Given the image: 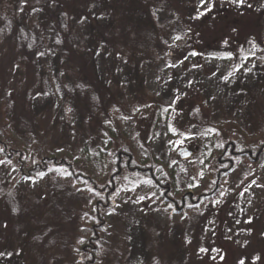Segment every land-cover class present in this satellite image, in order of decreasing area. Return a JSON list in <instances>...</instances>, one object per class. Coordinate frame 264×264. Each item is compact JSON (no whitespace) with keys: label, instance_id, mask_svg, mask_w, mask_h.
I'll list each match as a JSON object with an SVG mask.
<instances>
[{"label":"rangeland","instance_id":"374dc122","mask_svg":"<svg viewBox=\"0 0 264 264\" xmlns=\"http://www.w3.org/2000/svg\"><path fill=\"white\" fill-rule=\"evenodd\" d=\"M63 12L71 53L45 35L21 58L0 34V264H264V146L240 151L264 144V0H41L20 16L57 27ZM207 16L208 46L181 50ZM4 144L89 179L22 176ZM97 202L98 244L84 248Z\"/></svg>","mask_w":264,"mask_h":264},{"label":"trees","instance_id":"16d2710c","mask_svg":"<svg viewBox=\"0 0 264 264\" xmlns=\"http://www.w3.org/2000/svg\"><path fill=\"white\" fill-rule=\"evenodd\" d=\"M41 0H15L12 1L11 11L10 13L3 19L0 20V34H8L11 36L12 41L15 43V47L19 52V55L21 58H26L27 53L30 52H36L41 45H43L45 35H50L53 38V41L57 47H59L62 51L71 53L72 47H66L64 39L66 38V35L69 36L67 39L70 41L78 40L80 38V35H77L76 31L74 29L68 28L67 23V16L68 12H63L62 15L59 18V24L60 26H55V22L50 18L48 25H44L42 22L34 21V23L30 24L28 22H23L21 20V9H25L27 6H31L32 4H39ZM243 12H249L250 10L249 5H244L241 7ZM77 11V10H75ZM236 11V10H235ZM237 12V11H236ZM219 16L222 18H226L228 15H230V12L227 9H224L218 13ZM209 17L207 16L202 20V26L200 29H198L195 32H192V34H189L188 36L192 35V38H188L185 43H182L181 50H186L187 52H201L203 51V48L207 47L210 43V38L208 37L204 26L209 25ZM233 25L234 28H236L237 25L240 24L242 29L245 28V24H243L238 18H235L233 21L232 19L229 20ZM157 29L159 31H163V29L158 26ZM74 80L76 78L74 77ZM80 83V82H79ZM79 83H77V86H81ZM100 87V91H101ZM102 92V91H101ZM228 146H231V150H233L234 146L231 144V142L228 143ZM262 145L256 146V148H251V146H241L240 151H246L245 153L251 152L252 150L254 156H261L262 155ZM3 152L5 157L8 160H15V165L18 169V172L27 178H37L47 172H49L52 169L60 168L65 169L70 173V175L75 180H87L89 177L85 176L81 171L78 172L75 170V166L73 162H71L67 157L65 156H58L56 154L53 155H45L42 158H34L29 155V153L23 149H14L9 148L6 144L3 146ZM124 148H120L115 153V159L116 164H121V153ZM228 150L224 149L219 158L218 162L220 164L219 168V174L220 176L223 175V167L224 163H226V152ZM128 152V151H127ZM125 151V153H127ZM252 156V157H254ZM136 164H133L135 167ZM146 174L153 180L154 184L157 188H161V185H165L168 183V178L165 175L164 170L160 165L157 166V164L150 163L147 166ZM8 196L12 198V194L8 193ZM165 199L170 200L167 196H165ZM36 204L41 203L40 199L38 197H34L32 199ZM100 202L96 203L95 209L93 210L95 213L93 215L95 222L90 228V234L84 239V248H95L98 244V233L102 229L103 219L101 216H98L97 213L99 211L97 210V207L99 206ZM83 248V249H84ZM80 262H83L80 259ZM82 264H89L86 261H84Z\"/></svg>","mask_w":264,"mask_h":264},{"label":"water","instance_id":"95a60500","mask_svg":"<svg viewBox=\"0 0 264 264\" xmlns=\"http://www.w3.org/2000/svg\"><path fill=\"white\" fill-rule=\"evenodd\" d=\"M178 153L181 155L182 158H187V157H190L193 152L189 150L188 148L183 147L178 151Z\"/></svg>","mask_w":264,"mask_h":264},{"label":"snow or ice","instance_id":"6c2138e0","mask_svg":"<svg viewBox=\"0 0 264 264\" xmlns=\"http://www.w3.org/2000/svg\"><path fill=\"white\" fill-rule=\"evenodd\" d=\"M201 2L203 3L204 2V0H201ZM177 39H179L178 37H177ZM197 53H195V52H193V53H191V55H196ZM187 57H185V59H186ZM222 195H223V193H222ZM140 199H144V197H141ZM201 251H204V249H201ZM240 264H244V261L243 260H241L240 261Z\"/></svg>","mask_w":264,"mask_h":264}]
</instances>
